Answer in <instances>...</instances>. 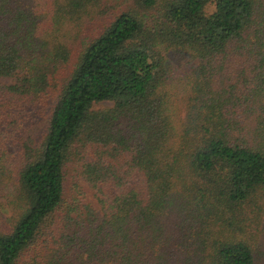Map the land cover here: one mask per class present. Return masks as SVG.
<instances>
[{
  "label": "trees",
  "instance_id": "16d2710c",
  "mask_svg": "<svg viewBox=\"0 0 264 264\" xmlns=\"http://www.w3.org/2000/svg\"><path fill=\"white\" fill-rule=\"evenodd\" d=\"M28 105L0 264L261 263L264 0H0V120Z\"/></svg>",
  "mask_w": 264,
  "mask_h": 264
},
{
  "label": "rangeland",
  "instance_id": "374dc122",
  "mask_svg": "<svg viewBox=\"0 0 264 264\" xmlns=\"http://www.w3.org/2000/svg\"><path fill=\"white\" fill-rule=\"evenodd\" d=\"M36 1V0H30ZM65 64V61L59 64V67L54 68L51 64V70L54 71V74L59 75L63 73L67 68L61 69V67ZM65 66V65H64ZM110 101L97 102L94 104V107H103L106 105H110ZM47 109H33L32 106H18V107H8L6 109V114L3 116V120H0V130L2 131L3 136L1 135V149L2 153L1 158L6 159L8 157L17 158L20 153V138L25 134H30L31 141H34L32 136L38 138V134H41L42 129L44 128L47 121ZM35 143V142H34ZM77 176L74 175L73 171L70 170V175L68 176L69 188L70 191H74V184ZM87 185L83 184V187L77 188V190H81V194L83 200L91 201L94 205H98V201L96 196L93 194L92 189L86 187ZM77 191V193H78ZM261 221L259 227L255 229L256 237L254 243H256V250L258 253V257L260 258V264H264V205L262 208ZM86 229V226L81 227L79 230L80 233ZM68 234L71 232L68 230ZM59 232V230H57ZM68 236V235H67ZM70 243V242H69ZM81 244H85L84 241ZM27 259V257H25Z\"/></svg>",
  "mask_w": 264,
  "mask_h": 264
}]
</instances>
